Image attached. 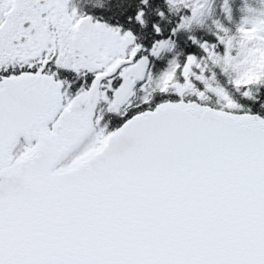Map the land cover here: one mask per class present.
<instances>
[{"label":"snow or ice","instance_id":"1","mask_svg":"<svg viewBox=\"0 0 264 264\" xmlns=\"http://www.w3.org/2000/svg\"><path fill=\"white\" fill-rule=\"evenodd\" d=\"M0 264H264V0H0Z\"/></svg>","mask_w":264,"mask_h":264}]
</instances>
